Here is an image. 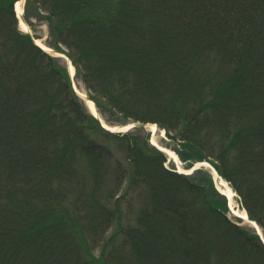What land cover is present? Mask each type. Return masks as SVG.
Wrapping results in <instances>:
<instances>
[{
	"label": "trees",
	"instance_id": "1",
	"mask_svg": "<svg viewBox=\"0 0 264 264\" xmlns=\"http://www.w3.org/2000/svg\"><path fill=\"white\" fill-rule=\"evenodd\" d=\"M14 1L0 0V264H264L205 175L165 168L161 151L85 112L62 59L18 29ZM29 5L100 111L157 123L189 165L210 160L264 234V0ZM141 188L148 203L127 199Z\"/></svg>",
	"mask_w": 264,
	"mask_h": 264
},
{
	"label": "rangeland",
	"instance_id": "2",
	"mask_svg": "<svg viewBox=\"0 0 264 264\" xmlns=\"http://www.w3.org/2000/svg\"><path fill=\"white\" fill-rule=\"evenodd\" d=\"M25 3H26V1L24 0L23 9H22V15L24 16V18H25V16H27V19L30 20L31 25L30 24L29 25H30V28H32V32L34 33V35L38 39H40L44 44L48 45V43H47L48 32H49L48 26L44 23V21H41V20L33 18L32 14H31V12H32L31 6L29 5L28 7H26ZM17 26L19 27L18 29H21V30L23 29L19 24ZM61 59H62V62L64 63V65L66 66V63H67L66 57L62 56ZM72 84L80 92H82L84 94H87L88 91L84 87L81 79H78L76 76H74L72 78ZM79 100H80V104L83 106L85 112L87 114L93 116L91 114L92 112H90V110L86 106V103L84 102V100L82 98L81 99L79 98ZM98 114H99L100 118H102L103 120L109 118L113 123H115V125L131 121V120L123 121L121 116L119 114L113 112V111H108L107 110L105 112H102V111L99 110ZM114 133L115 134H119V135H122L124 133H130L131 136L134 137L136 139V141H138V143L140 145H143V144L147 143L146 145L149 147L147 149H152L153 148V149L159 150V148H160V150L162 151L163 155L165 156V158L163 160V164H162L165 168L167 167V169H172L173 171L176 170L178 173H182V172L186 173L185 171H182V170H185L186 168H188L187 167L189 165L188 161H180V160H178V162L174 161L173 158L170 155H168V153L162 148V147H165V148H168L169 150H172L173 152L176 151V142L173 141L168 136L167 130L165 128H163L161 126L159 128H157V131H156V134H155V137H154L156 142L155 143L153 142L154 144L151 142V139H152L153 135L151 134V132L149 131L147 126L146 127H140L139 129L130 128L129 130H127V132L126 131H120L119 133L118 132H114ZM97 134H98V139L101 142L105 141L107 143V145H109L111 147L110 149L113 150L115 158L118 159L122 165H126L127 164V162L125 161L126 150L123 147L118 146L116 143H114L115 139L109 140L108 138H106L107 136H105V135H103L101 133H97ZM117 138H121V137L118 136ZM210 173H212V169H210L209 165L206 162H199L198 166L195 168L193 173H189V174L187 173V174L188 175H190V174L193 175L194 176L193 180L197 179V178L198 179L204 178V175H205L207 180L209 179L210 181H212ZM126 180H127V178L125 177L124 180H123V184L120 186L119 190L115 192L117 194V196L123 195V192H124L123 190H124V187H125V181ZM209 183H212V182H209ZM108 184H110V181L108 182ZM142 191L138 190V189H135V190L133 189L132 191L130 190V194H129V196H127V199L128 200H129V198L134 199L133 201H136L135 203L137 205L148 203V196L145 194V192H147V191L143 190V189H142ZM116 194H114L113 198H111L112 200L117 199L116 196H115ZM238 198H239L238 195L235 194L234 198H233V205H232L235 208V210L234 209L232 210L231 208H229V212H226L225 215L232 222L239 223L238 225H240L242 227H248L252 231L253 230L252 225L249 222H247L244 219H241V218H239L237 216L238 214H237L236 210H237V208H239V206H241ZM119 204H120L121 209H123V210L126 209L127 210L128 205H126V203L121 202ZM134 205L135 204H133L132 207ZM137 208L138 207L135 206L133 208L134 211ZM241 210H243V209H241ZM238 212H240V211H238ZM123 215H124V216H122V221L123 222L124 221H128V219H130L129 222L131 224H136L135 212H127L126 214L124 213ZM131 219H132V221H131ZM115 227H116V223L112 224L110 227L107 228V230H106V232L104 234L106 236H109L111 234V232H113L115 230ZM263 236H264V234H263ZM262 240L264 241V239H262ZM91 251H92V253L95 256H98L99 253L101 252L100 244L96 243V244L92 245Z\"/></svg>",
	"mask_w": 264,
	"mask_h": 264
},
{
	"label": "bare ground",
	"instance_id": "3",
	"mask_svg": "<svg viewBox=\"0 0 264 264\" xmlns=\"http://www.w3.org/2000/svg\"><path fill=\"white\" fill-rule=\"evenodd\" d=\"M23 3H24V0H19V1L16 2V10H17L18 13H21V11L23 9ZM19 24H20V26L22 28H27V25L24 22H22L21 19L19 20ZM37 42L41 46L45 47L44 43L40 39H37ZM70 71L73 74L74 70H73V67L71 65H70ZM84 99H85L86 106L88 107V109L90 110V112L95 113L96 111L94 109V106H93L92 101L87 100L86 98H84ZM101 120H102V124L104 126H106L108 128H111V129L113 128V126L107 124L103 119H101ZM147 128L149 129V131L153 135L151 141L155 143L156 141H155V138L154 137H155V134H156V131H157L156 126L154 124H149V125H147ZM122 129H125V128H122ZM162 148L166 149V151L171 155V157H173L178 162V157L176 156V154L173 151H171V150H169L168 148H165V147H162ZM182 171L188 172L187 169L182 170ZM215 179H216V184H217L218 188L220 189V191L222 193H224L228 197V200H229L230 204L233 205L234 192L232 191V189L230 188V186L223 179H220V180L218 178H215ZM233 209L235 210V208H233ZM239 210L240 209H237L236 211H239ZM238 213H240V215H242L243 217L245 216L244 210H241Z\"/></svg>",
	"mask_w": 264,
	"mask_h": 264
},
{
	"label": "water",
	"instance_id": "4",
	"mask_svg": "<svg viewBox=\"0 0 264 264\" xmlns=\"http://www.w3.org/2000/svg\"><path fill=\"white\" fill-rule=\"evenodd\" d=\"M14 11H15V13H16V16H17L18 18H20L22 22L25 23V20H24L22 14H21V13H18L17 10H16V3L14 4ZM25 30L27 31V33H28L29 36L31 37V40H32L35 44L38 45L36 39L34 38V36H33L32 33H31L30 29H29V28H26ZM45 50H48V51H50V52H52V53H62V52H59V51H57V50H55V49H50V48L45 49ZM68 60H69V59H68ZM69 63H70V60H69ZM70 77H71V75H70ZM81 95H82V94H81ZM82 97L86 98L87 100L92 101L87 95H82ZM92 102H93V101H92ZM93 106H94L95 111L97 112V107H96V105L94 104V102H93ZM96 114H97V113H96ZM95 116H96V115H95ZM96 117H97V116H96ZM97 119H98V121L100 122V119H99L98 117H97ZM100 124H101V126H103L102 123H100ZM146 125H147V123H143V122H134V123H131L130 125H127V124L117 125V126H115L113 129H114V130H118V129H120V128H122V127H125V126H128V127H135V126L145 127ZM103 127H104V126H103ZM104 128H106V127H104ZM106 129H107V128H106ZM245 218H246V220L251 221L247 216H246ZM253 223H254V222H253ZM255 224H256V223H255ZM255 229H256V232L261 236V232H260V229H259V227H258L257 224L255 225Z\"/></svg>",
	"mask_w": 264,
	"mask_h": 264
}]
</instances>
